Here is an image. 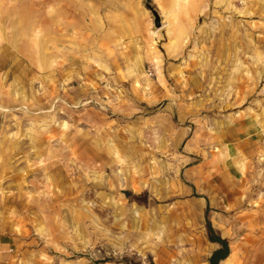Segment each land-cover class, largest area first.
Here are the masks:
<instances>
[{
  "label": "rangeland",
  "instance_id": "374dc122",
  "mask_svg": "<svg viewBox=\"0 0 264 264\" xmlns=\"http://www.w3.org/2000/svg\"><path fill=\"white\" fill-rule=\"evenodd\" d=\"M209 225L264 264V0H0V264H210Z\"/></svg>",
  "mask_w": 264,
  "mask_h": 264
},
{
  "label": "trees",
  "instance_id": "16d2710c",
  "mask_svg": "<svg viewBox=\"0 0 264 264\" xmlns=\"http://www.w3.org/2000/svg\"><path fill=\"white\" fill-rule=\"evenodd\" d=\"M209 232H210V239L213 242L219 244V247L213 252L212 256L210 257V264H221L223 260H226L230 254V247L227 239L222 238L221 236H215L214 229L211 225H209Z\"/></svg>",
  "mask_w": 264,
  "mask_h": 264
},
{
  "label": "water",
  "instance_id": "95a60500",
  "mask_svg": "<svg viewBox=\"0 0 264 264\" xmlns=\"http://www.w3.org/2000/svg\"><path fill=\"white\" fill-rule=\"evenodd\" d=\"M157 24H159V23H157Z\"/></svg>",
  "mask_w": 264,
  "mask_h": 264
}]
</instances>
